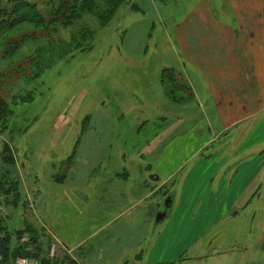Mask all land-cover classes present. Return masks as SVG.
I'll use <instances>...</instances> for the list:
<instances>
[{"label":"rangeland","instance_id":"rangeland-1","mask_svg":"<svg viewBox=\"0 0 264 264\" xmlns=\"http://www.w3.org/2000/svg\"><path fill=\"white\" fill-rule=\"evenodd\" d=\"M29 1L37 3L40 10L47 13L46 0ZM136 5L140 6V11L133 9ZM193 6L194 0H178L174 7L179 14L174 21L183 22ZM166 18L164 22L172 23L170 17ZM85 28L94 31L90 41L82 39ZM35 31L39 35L25 41L17 53H6L10 40ZM165 33L166 29L162 28L149 2L127 0L107 26H102L93 15L86 14L69 27L47 32H40L34 25L23 24L0 40V73L28 62L23 65L25 71L20 72L17 83H10L8 89L0 91L4 98L10 95L7 98L10 103L13 95L18 98L17 104L11 107L14 114L8 133L1 137L2 142L8 139L12 143L17 162L11 174L17 182V205L13 196L9 202L3 199L0 205L9 213L6 226L10 232L31 231L37 225L31 206L36 202L38 190L43 189L42 199L47 205L50 203V207L52 201L60 199L56 212H63L66 218L68 214L61 203L65 191L64 194L57 192L61 188H81L86 175H98L101 166H105L104 169L115 167L118 156L124 152H139L148 139L153 142L149 149L157 152L158 141L169 134L160 129V118H167L168 124L178 125L173 135L184 134L195 120L202 123V114L192 109L195 100L190 98L186 87L181 83L177 86L171 83L173 76L182 79L183 69L179 68ZM77 42L86 45L90 42L92 48L78 50ZM165 69H169V76L164 78V87L161 73ZM172 86L178 97H187L182 99V104L170 98L167 88L172 89ZM28 96H31L29 100ZM23 98L28 101L21 102ZM145 101L146 108L141 107ZM143 119L153 120L149 130H143ZM259 122L262 123L256 132V140L262 144L255 149L258 151L254 155L259 159L245 166L240 180L242 193L238 195L230 191L228 195H222L213 190V194L204 195L207 192L200 190L197 195L188 197L178 189L179 179H175L160 191L159 196L148 200L147 203L152 204L159 198L156 200L160 207L155 209L158 212L155 222L159 213L169 209V216L158 226L164 230L166 238L172 233H180L171 249L165 252L156 246L155 252L151 251L152 247L149 249L154 264L162 260L161 256L173 258L170 261L173 264H264V114ZM209 152L206 149L197 156H192V153L184 155L192 158L178 177H183L193 163L207 157ZM216 154L214 152L208 157ZM226 155L230 159L235 154L227 151ZM131 163V171L139 173L137 163ZM120 165L123 164L120 162ZM63 179L66 182L61 185ZM169 198L171 201L168 202ZM140 204L138 211L144 212L145 203ZM175 205L180 206L173 214ZM24 219L25 227L22 226ZM113 228L101 236L118 229ZM54 232L66 236L62 231ZM139 232L140 228L136 229V233ZM29 234L24 236L30 239ZM31 237L35 238L36 244L30 249H36L33 253L41 263L78 264L77 260L67 258L65 252L59 254L57 249L54 256L50 255V250L41 253V239L37 234ZM148 247L147 244L144 246ZM146 250L142 254L143 261L130 260L133 255L130 254L127 264H148Z\"/></svg>","mask_w":264,"mask_h":264},{"label":"crops","instance_id":"crops-1","mask_svg":"<svg viewBox=\"0 0 264 264\" xmlns=\"http://www.w3.org/2000/svg\"><path fill=\"white\" fill-rule=\"evenodd\" d=\"M140 1L154 7L162 28L166 29L164 36L171 42L178 66L183 69L182 79L174 76L171 83L186 87L190 98L195 100L192 109L202 114V123L195 120L184 134L173 135L178 125L160 118L163 126L160 129L169 134L165 139L158 137L157 152L149 149L153 142L148 139L139 152L118 156L115 167L101 166L98 175H86L81 188L57 191L62 194L65 191L61 203L68 214L66 218L63 212H56L60 199L52 201L50 207L42 199L43 189L38 190L31 212H35L33 220L39 226L34 225L31 231L41 239L38 245L43 254L55 247L59 254L65 252L67 258L77 260L78 264H114L112 261L127 264L130 254H133L130 260L143 261L142 254L147 249V263L154 264L149 249L152 247L153 252L156 248H163L164 252L171 249L180 233L166 238L158 226L169 216V209L165 210V219L157 223L154 217L158 213L156 207H160L156 201L159 198L152 204L148 200L159 196L175 179H179L178 189L188 197L200 190L207 192L204 195L213 194V190L222 195L230 191L239 195L245 166L259 159L254 155L262 144L256 140V132L264 114V0H194L195 6L190 7L183 22L174 21L179 14L174 7L178 0ZM133 9L141 8L136 5ZM167 16L172 23L164 22ZM161 82L165 87V82ZM167 89L174 102L182 104V99L187 98L178 97L173 86ZM146 103L142 102L141 107L146 108ZM152 121L143 119V130H149ZM206 149L209 155L217 154L200 158L179 178L192 156ZM227 151L235 155L229 159ZM189 153L191 157H183ZM131 161L137 163L139 173L131 171ZM65 182L63 179L61 185ZM140 203H145L144 212L138 211ZM179 206L175 205L173 214ZM113 227L118 229L101 236ZM138 228L141 232L137 234ZM54 231H62L66 236ZM146 244L148 248H144ZM161 259L158 264L174 263L170 262L173 258L161 256Z\"/></svg>","mask_w":264,"mask_h":264},{"label":"trees","instance_id":"trees-1","mask_svg":"<svg viewBox=\"0 0 264 264\" xmlns=\"http://www.w3.org/2000/svg\"><path fill=\"white\" fill-rule=\"evenodd\" d=\"M126 3L127 0H46L47 13H43L37 3L29 0H0V40H3L9 31L23 24L34 25L40 29V32H47L58 27H69L86 14L93 15L102 26H107L114 19L119 8ZM93 32L85 28L81 34L82 39L90 41V38H93ZM37 35H39V32L35 31L31 35H25L13 41L10 40L8 43L9 49L6 53L8 55L17 53L25 41L35 39ZM87 44L77 42L75 46L78 50L91 49L92 44L90 42ZM26 64H28L27 61L0 73V91L8 89L10 83L15 81L17 83V77L20 76L21 71H25L23 65ZM168 72L169 69L163 71L162 81H164ZM10 79L12 81H9ZM171 81L174 82L173 78ZM9 97L4 98L0 94V205L3 199L9 202L11 196L14 197L13 202L17 205L18 196L17 182L12 179L11 175L17 166L12 143L7 141L8 139L3 138V142L1 141V137H6L8 133L9 124L14 114L11 107L13 104H17L18 99L17 95H13L12 103H10L7 100ZM28 97L29 100L31 96ZM26 100L23 98L21 102ZM2 170L4 171L3 173ZM6 222V219H0V255L3 258L0 264H14L18 257L38 259L36 254L33 253L36 249L34 251L30 249L32 245L36 244L35 238L31 237L34 235L32 231L23 229L18 231V233L17 231L12 233L6 226ZM28 234L30 237L29 241L22 243V238Z\"/></svg>","mask_w":264,"mask_h":264},{"label":"built area","instance_id":"built-area-1","mask_svg":"<svg viewBox=\"0 0 264 264\" xmlns=\"http://www.w3.org/2000/svg\"><path fill=\"white\" fill-rule=\"evenodd\" d=\"M9 216L8 211L3 208L0 207V219H7ZM29 241V238L27 236H24L22 242L26 243ZM54 252H55V247H52V249L50 250V255L54 256ZM2 256L0 255V262H2ZM14 264H42L38 259L36 258H31V257H18L15 261Z\"/></svg>","mask_w":264,"mask_h":264},{"label":"water","instance_id":"water-1","mask_svg":"<svg viewBox=\"0 0 264 264\" xmlns=\"http://www.w3.org/2000/svg\"><path fill=\"white\" fill-rule=\"evenodd\" d=\"M169 201H171V198H169L168 202H169ZM167 205H169V204L167 203ZM168 207H169V206H168ZM166 215H167L166 211H165V212H161V213H159V214L157 215L156 222L159 223V222L163 221V220L165 219Z\"/></svg>","mask_w":264,"mask_h":264}]
</instances>
